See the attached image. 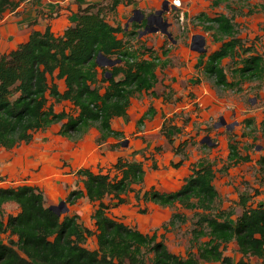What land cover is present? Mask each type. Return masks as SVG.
<instances>
[{
  "label": "trees",
  "instance_id": "obj_1",
  "mask_svg": "<svg viewBox=\"0 0 264 264\" xmlns=\"http://www.w3.org/2000/svg\"><path fill=\"white\" fill-rule=\"evenodd\" d=\"M24 1L0 0V16ZM226 1L210 0V6ZM121 3L131 1L109 0L107 12L114 13ZM95 6L78 7L74 24L62 35L54 36L48 27L42 32L32 31L26 42L0 55V149L15 148L29 141L33 133L57 123H61L58 135L67 140H79L91 128L98 132V142L116 139L121 133L111 129V121L126 117L130 100L154 88L155 72L166 67L167 59L161 60L155 53L143 58L146 50L142 54L132 51L117 38L124 30L110 25L103 9ZM260 9L264 10V2ZM195 19L206 23L203 31L212 32V41L220 44L205 60L203 54L199 58L201 71L213 79L215 86L232 90L236 81L264 80L262 57L236 36L230 17L219 14L209 18L200 13ZM133 25L147 26L145 20ZM161 55L166 56L165 51ZM99 56L115 63L99 66ZM225 59L231 62V81L221 65ZM54 80L63 81L62 93ZM49 99L54 103L68 102L75 114L54 112ZM153 113L149 108L137 125ZM244 121L250 124L249 120ZM260 132L264 135V121ZM181 148L175 152L181 153ZM228 150L229 166L249 159L238 154L236 144L228 142ZM257 163L264 168V153ZM113 169V177L89 169L77 170L82 189L70 192L66 198L69 204L80 198L96 204L91 215L94 231L82 228L75 216L60 217L44 206L42 193L34 186L0 188V234L8 232L9 237L15 238L0 242V264H251L246 260L250 257L264 264V205L247 206L248 198L241 196L242 213L231 221L233 213L216 206L215 172L210 165L192 167L175 192L160 193L152 188L134 192L137 202L194 210L191 242L196 251L185 257L170 253L155 232L143 234L107 215L108 206L103 200L109 197L114 201L112 207L124 204V195L144 178L140 162L119 158ZM6 203L15 204L18 212L4 223L1 215ZM184 222V215L173 213L162 228ZM93 235L96 248L88 250L84 243ZM202 238L206 240L198 243ZM232 242L241 256L236 262L223 255V248Z\"/></svg>",
  "mask_w": 264,
  "mask_h": 264
},
{
  "label": "rangeland",
  "instance_id": "obj_2",
  "mask_svg": "<svg viewBox=\"0 0 264 264\" xmlns=\"http://www.w3.org/2000/svg\"><path fill=\"white\" fill-rule=\"evenodd\" d=\"M130 1L126 5L122 3L124 7L113 14L107 12L109 0H40L41 3L39 0H28L17 10H8L0 16L2 50L16 42L17 37H23L18 29H25L30 20L29 26L39 25L60 17L61 8L72 11L76 6L94 4L103 9L108 23L124 30V33L117 34L124 45L137 54L146 50V56L155 52L160 55L165 51L166 56L160 55V58L164 60L167 57L168 61L167 67L157 73L159 83L154 88V94L136 96L126 117L112 121V128L121 136L98 142L97 133L92 128L79 140H67L58 135L61 123L37 131L29 141L15 148L0 149V188L34 186L42 193L44 206L54 208L60 217L75 216L82 228L94 231L91 215L96 204L86 198L77 199L73 204L66 201L70 192L82 189L81 178L75 173L79 169H89L93 173H107L113 177L116 175L113 166L121 158L140 162L143 166L144 181L140 189L133 187V190L144 191L153 186L156 190L170 192L177 187L173 179L184 176L191 167L210 165L215 172L216 206L220 210L231 211V221L242 213L239 206L241 196L248 198L247 206L264 205V168L256 163L255 144L249 143L248 138L251 129L254 132L252 136L258 134V126L253 120L246 125L241 118L259 108L263 109L261 112L264 115V80L236 81L232 90L215 86L213 79L201 71L199 58L203 54L205 60L220 44L212 41V32L203 31V25L207 24H200L195 19L200 13L209 18L219 14L230 17L236 36L245 47H253L264 61V10L260 9L264 0H227L217 7H211L210 0ZM159 15L161 21L152 23V19ZM144 17L149 18L148 25L135 28L133 24H142ZM221 65L231 81V62L225 59ZM174 71L189 76V80L186 78L181 83H175ZM58 89L61 90V84ZM177 89L182 92L178 97L175 96ZM49 104L56 113L75 114L68 103H54L49 99ZM149 106L154 107L155 114L137 125V117L147 112ZM169 107H183V110L165 116L163 110ZM260 138L263 139L258 138V143H263L264 149V136ZM228 142L236 144L241 154L251 158L238 166H229L226 161ZM180 146L181 153L175 152ZM95 151L97 158L93 155ZM238 176L240 180H237ZM123 198L124 204L115 207L111 206L114 201L109 197L103 200L108 206V216L143 234L155 232L162 237L167 250L179 257H185L188 252L195 253L196 245L191 242L194 210L182 209L178 205L160 207L150 202H137L133 191L127 192ZM17 212L15 204H4L2 221L5 223L8 216ZM173 213L184 215L186 222L167 226L164 230L162 227ZM8 238L15 241L14 237L8 236V232L0 234L1 243H6ZM205 240L202 238L198 243ZM84 246L94 250L95 236L88 237ZM223 255L233 262L241 258L233 242L223 248ZM246 260L259 264L253 257Z\"/></svg>",
  "mask_w": 264,
  "mask_h": 264
},
{
  "label": "crops",
  "instance_id": "obj_3",
  "mask_svg": "<svg viewBox=\"0 0 264 264\" xmlns=\"http://www.w3.org/2000/svg\"><path fill=\"white\" fill-rule=\"evenodd\" d=\"M28 0H25L24 2H27ZM53 1V0H52ZM24 2H22V3H24ZM55 3L57 2V1H54ZM22 3L20 4V5H22ZM39 3H41L40 2V0H39ZM58 3V2H57ZM62 4H64V3H62ZM125 5H126V3H124ZM124 4H119V5H117L116 6V9H115V12L114 13H116V11H118L119 10V8H123L124 7ZM19 5V6H20ZM43 5V4H42ZM88 5H90V4H88ZM88 5H86V6H88ZM18 6V7H19ZM86 6H84V7H86ZM18 7L15 9V10H17L18 9ZM78 7H81V8H84V7H82V6H76L75 7V9L74 10H72V11H68V9L67 8H61V10H60V17H58V18H54V19H51L49 22H47V21H45L44 23H42V24H39V25H31V26H29L28 24H30L29 22L31 21H29L28 22V24H27V27H26V25H25V29H18V31L19 32H22L23 33V37L21 38V39H18V37L16 38V42H14L11 46L9 45V46H7V47H5V49H2V50H0V55H2V54H6V53H8V52H10L11 50H13V49H15L19 44H21V43H24V42H26L27 41V39H28V37H29V35H30V33L32 32V31H40V32H42L46 27H48L49 28V30H50V32L54 35V36H60V35H62V33L64 32V30L66 29V28H68L69 26H72L73 24H74V22H75V14H76V11H77V8ZM40 8V7H39ZM35 9H36V7H35ZM113 13V14H114ZM32 15L34 16V18L36 17L35 16V12H34V10H32ZM110 24V23H109ZM111 25V24H110ZM112 26H117V25H112ZM155 54H156V52H155ZM161 55V54H160ZM160 55H157L158 57H160ZM147 58V56L146 55H144L143 56V58ZM167 58V57H166ZM165 58V59H166ZM167 65H168V63H167ZM167 65H166V67H167ZM165 67V68H166ZM164 69V68H163ZM162 69V70H163ZM161 69L160 68H158L157 70H156V72H155V74H156V78H157V82H156V84H155V86L159 83V81H158V75H157V73H158V71H160ZM174 72H175V74H174ZM173 72V74H174V79L173 80H175L174 82L175 83H177V82H179V83H181L182 82V80H184V79H186V78H188V80H189V76L188 77H185L184 75H182V74H180L179 73V71H174ZM189 72H190V70H189ZM54 82L57 84V86L58 85H60L61 84V90H59V92H63L64 91V84H63V81L62 80H54ZM178 83V84H179ZM155 86H154V88H155ZM154 88L152 89V90H150L149 92H147V93H142L141 95H144V94H149L150 96H152L150 93H154ZM178 90V92L176 93V97H178V96H180L181 94H182V92L181 91H179V89H177ZM138 96H140V95H138ZM159 98H161V97H159ZM132 100L133 99H131L130 100V104H131V102H132ZM161 101H162V98L160 99ZM163 102V101H162ZM62 103V102H61ZM65 103H68V102H65ZM164 104H166L165 102H163ZM69 104V103H68ZM70 105V104H69ZM129 107H130V105H129ZM129 107H128V109H129ZM149 108H152L153 109V111H154V113L152 114V115H154L155 114V109H154V107H152V106H149L148 108H147V110L149 109ZM128 109H127V112H128ZM178 110V111H177ZM179 110L181 111V110H183V107H177V108H172V107H169L167 110H163L164 112H165V116H171L172 114H174L175 112H179ZM261 111H263V109H261V108H259L258 110H254V111H249L245 116H242L241 118H243L244 120H245V118L248 120L249 119V123H250V120H253L254 122H255V125L257 124V128H258V130H259V132H258V134L257 135H253L252 136V133L254 134V132H253V130L251 129L250 131L252 132L251 133V136H248V138H249V143H252V144H255L254 145V147H255V152L257 153V155H255V157H256V159H255V161H256V163H257V161L259 160V158L263 155V153H264V149H263V147H262V144L263 143H261V144H259L258 142H259V140H258V138L259 139H263V138H260V137H262V136H264V135H262L261 134V132H260V124L264 121V115L262 114V112ZM61 112V111H60ZM144 113H146V112H143L141 115H140V117L138 116L137 117V119H136V121L137 120H139L140 118H141V116L144 114ZM126 115H127V113H126ZM151 115V116H152ZM117 119H122V118H114L113 120H117ZM112 120V121H113ZM112 121H111V124H112ZM136 123V122H135ZM54 125V124H53ZM92 129V128H91ZM111 129L112 130H114L113 128H112V126H111ZM157 129H158V127H157ZM96 131V130H95ZM115 131V130H114ZM160 131H161V128H160ZM89 132V131H88ZM87 132V133H88ZM96 133H97V138H98V136H99V134H98V132L96 131ZM257 142V143H256ZM264 142V141H263ZM184 143V142H183ZM82 146H83V144H82ZM184 146V145H183ZM226 147H227V151H226V155L228 156V153H229V150H228V143L226 144ZM237 151H238V154L240 155V156H247V157H249V158H251V156H248V155H246V154H241V152H240V150H239V148H237ZM93 155L95 156V158H97V153H96V151L93 153ZM227 156H226V161H227ZM255 161H253V163L255 162ZM241 163H243V162H238L237 164H233V165H231V166H238V165H240ZM192 168V167H191ZM190 168V169H191ZM190 169H188V173H186L184 176H181V177H176L175 179H173L174 180V183L175 184H177V187L175 188V190H173V191H170V192H175V191H177L182 185H183V183H184V179L189 175V172H190ZM237 180H240V177L238 176V178H237ZM143 181H144V178H143ZM143 183V182H142ZM142 183L140 184V185H142ZM140 185H132L131 186V188L133 189V187L134 188H139L140 187ZM141 188V187H140ZM139 188V189H140ZM153 189V190H155V191H158V192H160V193H170V192H166V191H162V190H156L153 186H149V188H147V189H145L144 191H146V190H149V189ZM139 189H134L133 190V192H136V191H138ZM144 191H141V192H144ZM151 203V202H150ZM153 204V203H152ZM155 205V204H154Z\"/></svg>",
  "mask_w": 264,
  "mask_h": 264
},
{
  "label": "water",
  "instance_id": "obj_4",
  "mask_svg": "<svg viewBox=\"0 0 264 264\" xmlns=\"http://www.w3.org/2000/svg\"><path fill=\"white\" fill-rule=\"evenodd\" d=\"M157 13H159V12H157ZM161 32H162V33H165L164 30H162ZM96 62H97V64H98L99 66H112V65L115 63L114 61L104 59V58L101 57V56H99V57L97 58ZM48 208H49L50 210L54 211V212L58 215V213L54 210V208H52V207H48Z\"/></svg>",
  "mask_w": 264,
  "mask_h": 264
},
{
  "label": "flooded vegetation",
  "instance_id": "obj_5",
  "mask_svg": "<svg viewBox=\"0 0 264 264\" xmlns=\"http://www.w3.org/2000/svg\"><path fill=\"white\" fill-rule=\"evenodd\" d=\"M144 20H145V23L148 25L149 18L144 17ZM160 21H161V16L159 15L156 18H153L151 22L154 24H158Z\"/></svg>",
  "mask_w": 264,
  "mask_h": 264
}]
</instances>
